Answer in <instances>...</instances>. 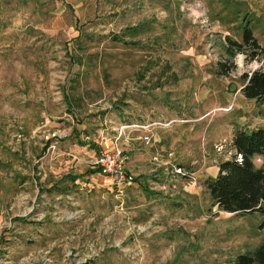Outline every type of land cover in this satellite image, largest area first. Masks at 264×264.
<instances>
[{"label":"rangeland","instance_id":"rangeland-1","mask_svg":"<svg viewBox=\"0 0 264 264\" xmlns=\"http://www.w3.org/2000/svg\"><path fill=\"white\" fill-rule=\"evenodd\" d=\"M244 26L264 49V0H0V264H232L263 243L264 203L229 214L206 188L264 128L241 93L264 58L223 53Z\"/></svg>","mask_w":264,"mask_h":264},{"label":"trees","instance_id":"trees-1","mask_svg":"<svg viewBox=\"0 0 264 264\" xmlns=\"http://www.w3.org/2000/svg\"><path fill=\"white\" fill-rule=\"evenodd\" d=\"M242 43L225 38L223 53L234 66L233 59L238 53L246 54L248 60L264 58V49L254 38L248 26L241 29ZM231 68L221 65L217 75L225 76ZM241 93L246 99L264 104V69H257L250 75L242 76ZM235 154L221 162L215 178L208 179L206 188L214 205L229 214L244 215L263 212L264 164L257 168L254 158L264 160V128L251 131H237L231 141ZM232 264H264V242L254 251L238 255Z\"/></svg>","mask_w":264,"mask_h":264},{"label":"built area","instance_id":"built-area-1","mask_svg":"<svg viewBox=\"0 0 264 264\" xmlns=\"http://www.w3.org/2000/svg\"><path fill=\"white\" fill-rule=\"evenodd\" d=\"M145 127L147 126H140V129L146 131ZM141 139L146 144L150 142L147 135ZM125 164L126 157L118 149H103L94 162V166L98 169L99 174L111 179L112 186L118 194L125 193L127 186L132 181V177L128 176L125 171ZM178 172H181V170L178 169Z\"/></svg>","mask_w":264,"mask_h":264}]
</instances>
